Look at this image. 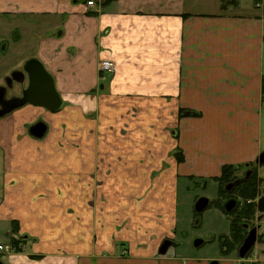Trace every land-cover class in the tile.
I'll return each instance as SVG.
<instances>
[{
    "label": "crops",
    "instance_id": "obj_1",
    "mask_svg": "<svg viewBox=\"0 0 264 264\" xmlns=\"http://www.w3.org/2000/svg\"><path fill=\"white\" fill-rule=\"evenodd\" d=\"M87 1L0 0L15 53L31 52L63 101L43 139L15 131L35 108L6 120L0 220L26 244L3 260L207 264L158 249L177 239L180 180L264 152V0ZM185 108L201 116L179 118Z\"/></svg>",
    "mask_w": 264,
    "mask_h": 264
},
{
    "label": "flooded vegetation",
    "instance_id": "obj_2",
    "mask_svg": "<svg viewBox=\"0 0 264 264\" xmlns=\"http://www.w3.org/2000/svg\"><path fill=\"white\" fill-rule=\"evenodd\" d=\"M16 35L12 34L11 42H17ZM4 42H0V114L24 99L25 90L28 88L27 72L33 69L32 61L36 60L34 55L27 56L20 60L22 62H18L19 67L16 66L6 71L7 65L2 63L3 59H6ZM18 56L19 54H14V58ZM26 107L37 108L26 105L21 109ZM21 109L3 115L0 121L9 118ZM38 122L39 120L30 123L27 129L28 136L33 139L35 138L31 136L30 128ZM258 158L254 164L236 167L234 175L227 180L219 181L221 174L212 179L190 178L194 187L205 188L208 182L215 183L217 187L215 199L200 197L194 200L192 210L195 216V227L198 226L197 218L209 208L216 209L229 222L226 233L219 234L210 240V242H217L218 258L207 261V264H264V180L257 173L259 166H264V164H260ZM249 194H253V197H246ZM201 198L207 199L208 204L203 212L197 213L194 210L195 203ZM230 204L232 207L227 210ZM252 237L253 243L245 251L244 244ZM201 241L202 244L195 248H200L205 244V241ZM172 244L174 245V242Z\"/></svg>",
    "mask_w": 264,
    "mask_h": 264
},
{
    "label": "rangeland",
    "instance_id": "obj_3",
    "mask_svg": "<svg viewBox=\"0 0 264 264\" xmlns=\"http://www.w3.org/2000/svg\"><path fill=\"white\" fill-rule=\"evenodd\" d=\"M242 6H247L246 4L248 3V6L252 4V0H241L240 1ZM4 21H11L10 18L6 19ZM14 21V20H13ZM16 22V21H15ZM13 22V23H15ZM16 25V24H13ZM0 42H4L5 46V53H6V59L4 58L2 63L6 66V71L11 70L12 68H15L16 66L19 67V63L22 62L20 61L21 59H24L27 56L32 55L31 52L26 51L25 53H16L19 54L18 58H14L15 54V48L12 47V42H11V36L12 34H16L15 28L12 29L9 27L8 29H5L3 24H0ZM3 28V29H2ZM2 29V30H1ZM11 31V32H10ZM13 54V55H12ZM105 61V60H104ZM19 62V63H18ZM105 75H110L107 72H103ZM114 73V70L112 74ZM132 106V105H131ZM32 109V107H28ZM21 109L17 113H21L25 110ZM35 111H40V116L38 119L35 113H29L28 114V119L30 121H27L26 125L24 127L19 128L15 127V131H17L18 137L21 138L23 136L22 134L25 135V137L29 139H33L27 134V129L29 124L32 122H35L36 120H39V122H43L47 125L48 128V123L46 120V117L49 115L48 111L40 108H35L32 109ZM131 110L136 111L138 109V104H135L131 107ZM137 112V111H136ZM179 112L181 117H200L201 112L195 111L192 109H179ZM179 112H178V117H179ZM50 113V112H49ZM133 113V112H132ZM30 116V117H29ZM180 118V117H179ZM6 120H1L0 121V202H2L3 197H4V192H3V177L5 174L4 171V164L6 161V150L3 148V145L6 144ZM18 120V119H17ZM167 121V120H166ZM33 125V124H32ZM17 128V129H16ZM46 136V135H45ZM44 136V137H45ZM14 137V136H13ZM43 137V138H44ZM42 138V139H43ZM62 142V140L60 139ZM177 151L174 152V157ZM181 152V151H178ZM176 159V158H175ZM178 222H179V229L177 232V239L174 242L175 247L174 249L176 250L177 254L183 258H191L197 261H211L215 258H218V248H217V242L213 241L210 242L211 239L216 237L219 234L226 233L228 230V220L221 214L219 213L216 209L214 208H209L205 212H203L197 219H198V226L195 227V216L192 210L193 202L196 198L200 197H206L209 200H213L216 198V193H217V187L216 184L213 182H208L205 186V188L201 187H194L192 183L190 184L188 180H180L178 183ZM10 221V223L4 222L0 220V244L1 245H9L10 241L12 239L14 240H21V237L19 236V226L17 222ZM16 223L17 225V233H15V228L14 224ZM264 232V228H263ZM196 239H201L205 241V244L201 246L200 248H195L193 246V242ZM20 245L22 246V251L23 247L26 244V241L24 242L21 241L19 242ZM22 251H15L14 255L16 254H21ZM12 254H3L0 253V261L5 264V261L3 260L2 256H8ZM127 253L123 251L121 257L126 256ZM4 261V262H3Z\"/></svg>",
    "mask_w": 264,
    "mask_h": 264
},
{
    "label": "water",
    "instance_id": "obj_4",
    "mask_svg": "<svg viewBox=\"0 0 264 264\" xmlns=\"http://www.w3.org/2000/svg\"><path fill=\"white\" fill-rule=\"evenodd\" d=\"M33 69L27 72L28 88L25 90L24 99L17 102L14 106L9 108L6 112L1 113L0 117L9 114L13 110L21 109L26 105L42 108L50 113H56L63 107V101L59 96L55 82L51 74H49L43 65L37 60H33ZM47 133V125L43 122H38L30 128V134L35 139H42ZM258 162L264 164V152L259 155ZM264 200V199H263ZM262 201V200H261ZM208 204V200L205 198L199 199L195 203L194 210L197 213L203 212ZM232 205L227 206L229 210ZM253 243V237L246 241L244 244L245 251L248 250ZM202 244L201 240H196L193 243L194 247H198ZM173 246L172 242L168 239L163 240L158 249L159 255H165L169 248ZM243 255V254H241ZM242 257V256H241ZM0 264H3L0 261Z\"/></svg>",
    "mask_w": 264,
    "mask_h": 264
},
{
    "label": "trees",
    "instance_id": "obj_5",
    "mask_svg": "<svg viewBox=\"0 0 264 264\" xmlns=\"http://www.w3.org/2000/svg\"><path fill=\"white\" fill-rule=\"evenodd\" d=\"M107 2H108V0H107ZM262 93H263V100H264V78L262 80ZM180 113L181 112H179V117H181ZM175 158H176V161H177L178 164H181L184 161V158H183V155H182L181 152H178L177 151L176 154H175ZM235 172H236V167H233V166H224L221 169V177L218 180L219 181L224 180V179L227 180V179H229V177H231L232 175H234ZM248 191H250V190H248ZM246 197L251 198V197H253V194H251V195L249 194ZM13 226L15 228L14 229L15 230V233H17V225H16V223ZM23 240H24V238H21V240L20 239L19 240L12 239V241H10V245L12 246L14 252L15 251H19V252L22 251V246L20 245L19 242H21ZM24 242H25V240H24Z\"/></svg>",
    "mask_w": 264,
    "mask_h": 264
},
{
    "label": "built area",
    "instance_id": "obj_6",
    "mask_svg": "<svg viewBox=\"0 0 264 264\" xmlns=\"http://www.w3.org/2000/svg\"><path fill=\"white\" fill-rule=\"evenodd\" d=\"M86 6L88 8H92L94 6V2L92 0H89L86 2ZM113 70H114V65L112 62H110L108 60L101 62V64H100V71L101 72H107L108 74H112ZM0 253L12 254V253H14V251H13V248L10 244L9 245H1L0 244Z\"/></svg>",
    "mask_w": 264,
    "mask_h": 264
}]
</instances>
